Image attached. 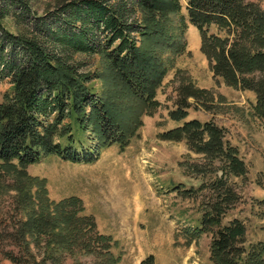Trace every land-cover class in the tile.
Listing matches in <instances>:
<instances>
[{"label":"trees","instance_id":"trees-1","mask_svg":"<svg viewBox=\"0 0 264 264\" xmlns=\"http://www.w3.org/2000/svg\"><path fill=\"white\" fill-rule=\"evenodd\" d=\"M182 8L181 0H61L57 12L39 17L29 0H0V82L9 79L11 84L0 95V161L4 166H16L15 161L21 166L13 169V185L20 189L16 211H34L27 224L18 219L9 232L24 249H29L25 241L29 227L38 242L45 241L51 248H79L95 254L98 264H118L111 252L112 236L100 233L95 217L84 214L82 199L71 196L52 202L46 180L30 176L25 169L50 155L73 163H95L104 149L129 142L143 124L142 116L153 115L161 106L157 93L169 68L162 52L174 56L187 52V18ZM138 9L141 20L132 19ZM187 11L201 31V50L214 76L230 87L253 90L255 111L264 119V77L252 75L264 72V10L247 0H187ZM170 14L180 16L177 33L170 29ZM9 17L20 27V34L5 27ZM214 24L237 37L209 34ZM76 51L102 53L106 70L96 75L79 72L69 61ZM181 77L176 108L169 111L175 121L187 116L191 99L209 107L203 100L212 98L209 90ZM94 78L103 80L102 93L89 86ZM80 132L88 134L87 139ZM162 135L186 138L193 150L209 160L226 158V168L245 172L237 149L224 140V129L213 121L188 120ZM221 171L211 184L217 210L218 204L229 209V203L238 199L227 185L226 170ZM33 187H37L35 194ZM218 222L205 212L195 230L208 232ZM244 234L239 220L221 226L211 243L213 262L239 264L245 256L249 264H264V244L246 251L240 245ZM6 255L21 263L11 252ZM141 264H155V259L149 255Z\"/></svg>","mask_w":264,"mask_h":264},{"label":"rangeland","instance_id":"rangeland-1","mask_svg":"<svg viewBox=\"0 0 264 264\" xmlns=\"http://www.w3.org/2000/svg\"><path fill=\"white\" fill-rule=\"evenodd\" d=\"M60 1L29 0L39 17L57 12ZM247 1L264 10V0ZM181 3L182 14L187 18L184 34L187 52L179 56L162 52L169 68L157 93L161 106L153 115L142 116L143 124L129 142L104 149L95 163H73L50 155L25 169L30 176L46 180L52 202L71 196L82 199L84 214L95 217L100 233L112 236L111 252L118 257V264H141L149 255L154 257L155 264H216L211 259L212 240L221 226H230L236 220L245 226L240 245L246 251L264 244V119L255 111L257 95L253 90L230 87L214 76L201 50V31L189 20L187 0ZM136 11L132 19L141 20V10ZM168 20L170 29L177 33L180 16L170 14ZM4 25L20 34L13 18L5 19ZM209 34L237 37V33L230 34L227 28L216 24L210 27ZM69 61L79 72L91 75L104 72L107 67V60L97 52L76 51ZM182 74L186 82L211 92L212 98L203 100L211 105L205 107L191 99L187 116L175 121L169 111L176 108ZM252 75L258 79L264 77V72L256 71ZM89 86L99 93L105 88L103 80L98 78L89 82ZM10 87V80L3 79L0 95ZM192 119L213 121L223 128L224 140L237 149L236 155L243 162L245 172L226 168V158L209 160L204 153L193 150L186 138L163 137L162 134ZM79 135L83 139L89 136ZM14 164L4 166L0 161V264H98L96 255L83 249L64 251L51 248L45 241L38 242L29 227L25 229L29 249L13 239L9 232L18 225L14 222L21 219L25 225L34 212L32 208L16 211L20 189L13 185L16 173L13 169L20 170L21 166L16 161ZM222 169L228 174L227 185L238 199L229 203V209L218 204L217 210L214 205L218 200L211 184L222 174ZM178 185L182 186L179 190L195 192L185 195L175 190ZM36 190L33 187L32 192L35 194ZM205 212L219 218L220 225L199 234L195 228L201 227ZM8 252L21 263L8 257ZM250 261L243 256L239 264Z\"/></svg>","mask_w":264,"mask_h":264}]
</instances>
